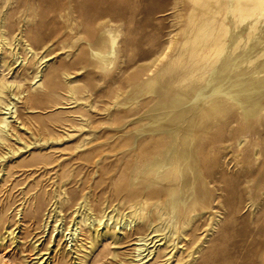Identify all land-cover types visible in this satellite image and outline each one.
<instances>
[{
  "label": "bare ground",
  "instance_id": "bare-ground-1",
  "mask_svg": "<svg viewBox=\"0 0 264 264\" xmlns=\"http://www.w3.org/2000/svg\"><path fill=\"white\" fill-rule=\"evenodd\" d=\"M107 2L0 0V170L22 175L13 185L21 194L14 222L12 207L1 205L0 227L17 243L34 229L37 259L24 256V264H95L126 243L131 264H236L229 255L213 259L214 246L203 251L220 220L215 208L238 211L217 192L230 161L242 171L258 165L243 196L256 208L264 202V0H173L176 32L126 67L121 24L140 5ZM149 10L140 8L143 16ZM54 53L62 54L44 65ZM85 67L114 84L132 72L125 87L101 93L102 83L78 77ZM37 109L48 111L39 113L45 119L32 114ZM75 205L73 226L58 230L50 218L59 222ZM121 206L130 211L114 220L110 213ZM204 216L203 236L197 221ZM96 222L104 230H92ZM257 234L250 264H264L263 227ZM2 246L0 264H15Z\"/></svg>",
  "mask_w": 264,
  "mask_h": 264
},
{
  "label": "rangeland",
  "instance_id": "rangeland-1",
  "mask_svg": "<svg viewBox=\"0 0 264 264\" xmlns=\"http://www.w3.org/2000/svg\"><path fill=\"white\" fill-rule=\"evenodd\" d=\"M112 1H115V0H108L107 3H110ZM131 1L137 2V5H140V8L145 5V7L150 8V10H149V13H147V15L143 16V14L141 13L140 8H139L137 10V12L131 13L130 15H128L126 17L127 18L126 21L123 22L122 24H121V22L116 23L118 25L121 24L122 25L121 27L124 26L123 28H126L125 31L123 30V28H121L122 31L119 35V40L124 39L123 42H121L122 40L119 41L120 44L123 45L122 47L124 49L127 48L125 50L123 49L124 51L121 52V54H122L121 60H123V61L125 60L124 63L122 61L121 66H124V67L128 66V64L130 65L135 60L140 59L139 57H142L144 51H147V53L151 54L154 51H156L157 49H160L161 46H164L167 43L170 35H172L174 32H176V30H174V26L171 25L173 0H131ZM143 24H145V25H143ZM140 26H142V27H140ZM152 40H153V43H151ZM124 41L126 43H124ZM125 44H127V45H125ZM141 48H143V49H141ZM135 51H136V53H134ZM58 52H62V51H58ZM55 54L56 53L49 56L48 57V58H50L49 61L45 62L43 64L44 65L46 63H48L50 65L53 64V62L59 56V54H62V53L57 54L56 57H55ZM135 54H137L138 56L136 55V57H134ZM139 54L140 55L142 54V55L140 56ZM125 55H127V56H125ZM72 65H74V64L72 63ZM45 67H47V66H45ZM111 67H113V65H111ZM131 72L132 71H128L125 74H122L123 76L120 75V79H119L118 84H114L111 79L105 80L103 77V72L101 70L93 69V68H87V67L81 68L78 72V77L80 78V80L82 82L88 83L92 79L99 84L102 83L101 85H99L98 90L101 93H106L109 90L108 88L113 87L112 85H114L115 87H116V85H117V87L118 86L125 87L127 85V79H128ZM72 76H74V74H72ZM99 77H100V79H98ZM103 82L104 83L106 82V83L103 84ZM105 85H106V87H105ZM104 89H105V91H104ZM107 97L108 96L99 98V100L97 101V102L100 101L99 103H97L98 108H104L105 107V105L109 101V98H107ZM105 99H106V101H103ZM100 105H103L104 107L100 106ZM112 109H114V107H112ZM117 110H119V109L117 108ZM46 112H48V111L43 110V109H37V110H34V113H32V114H36V113L37 114H39V113L44 114ZM103 112L104 111H102L101 114H96V116H94L93 119H95V120L103 119L105 116V113H103ZM39 115H41V117H39L40 119H42V118L45 119V117L42 114H39ZM229 164H230V166L228 165L229 169H228V167L225 169L226 179L223 178L222 175H219V177H221V179L219 180V182L216 183V185L218 188L219 187H221V188L218 189L220 191L217 190V192L219 194H222L225 198L230 197L232 200H234L236 202V204L238 205V211L235 213H232L229 211V208L223 204L218 206V209H217V207L215 208L214 211H219V210L221 211V212L219 211L220 213H218L220 220H219L218 226L216 225L214 227L215 229L210 230L208 232V234H210V235H207V238L209 240L205 244V248H204L203 253H205V254L209 253L210 252L209 250H211L212 247L214 246L216 249H215L214 256L212 257L213 259H221L222 257H227L229 255L233 259L235 257L236 264H250V258L249 257L253 256L254 247H256L261 242V238L257 233H258V231H260V229H262V227L264 229V214H262L263 216L261 215V211H262L261 209L264 208V202H263L261 207L260 206L258 207V208H261V209H259L260 210L259 211L258 208L252 206V204L249 201H245L244 196H243L244 195L243 189H244V186L246 185L245 182H247V179H249L253 175L254 171L258 170V165H256L255 170L242 171L239 168L241 163L236 164V163H234V161H230ZM24 169H28V167H26ZM228 170H229V172H228ZM97 175L98 174H95L94 178ZM21 177H22V175L17 174V173H15L12 176L11 175L6 176L5 172H1V170H0V206L5 204L7 206L12 207V209L10 210V213H9L11 223L14 222V214H15L16 208L20 207L19 203L21 202V199H20L21 194H20V190H19L20 187H13V185H14V182L17 179H20ZM233 179H235V180H233ZM232 180H233V182H232ZM237 180H239V181H237ZM107 185H109V184L106 183L105 186H107ZM106 194L110 195V192H106ZM245 205H247V206H245ZM78 207H79L78 205H75L71 208H67V207L64 208V211H62L64 213L62 214V212H61L59 214V217H58L59 222H61V223H59V222L55 223V222H53L54 218H50V220H52L51 223L52 224H59L60 228L58 230L61 229L62 225L64 227L73 226L72 216L74 213H76V211L75 212H73V211L75 209H77ZM110 208L111 207H109L107 209V211H110L112 209V208L111 209ZM80 210L83 211L84 215L89 213V211L88 210L86 211V209H84L83 207L80 208ZM94 211L96 213L98 212L97 210H94ZM129 211H130V209L127 208L126 206H121L119 208V211L116 210V212H111L110 215L115 214L114 220L121 218V215H122V218L124 219V218H126V213H128ZM250 213H252L251 217H250ZM254 213H255V215H254ZM256 213H258L259 215ZM204 217L200 218L197 221V223H199V226H200V228L197 232L199 234L202 233L203 236L207 233V231L205 229L208 227L207 218L206 217L204 218ZM259 218H261V219H259ZM252 219H253V221H252ZM257 221H259V223H260L259 226H257V224H256ZM226 222H229L228 225ZM96 224H97V226H96ZM96 224H95V227L91 226L92 230H96L97 228L100 229V231L104 230V224L100 225L98 222H96ZM202 224H204V226ZM221 225H223V226H221ZM225 225H227V226H225ZM13 227H16V225H13ZM216 227L217 228L219 227V229H217ZM229 228L231 229V231H229ZM219 230H221L222 233L219 232ZM15 231L18 232V234H19L20 233V227H17ZM232 231H233V233H232ZM33 232H34V229L31 226H29V228L26 231H24V233L21 234L22 238H21V240L18 241V243H19V245H18V243L16 241H13L12 236L8 235L0 227V244L3 243V246H2L3 250H6L10 254L14 255L15 260H16L15 264H24V262L22 261V258L24 256H26L28 258V260H31V258L35 257L32 260V262L36 261V259H37L36 255L37 254H34L35 251L33 252L31 250V246H30V238L32 237L31 235L34 234ZM56 232L57 231H55V233ZM48 233H49V230L45 232V235L43 237H41V239L39 241L40 246L43 245L42 243H44L46 241V239L48 237ZM219 233H220V235H219ZM226 234H228V235H226ZM85 236L86 237L88 236L87 232H84L83 237H85ZM223 236L227 237L226 241L223 240L225 238L222 239ZM210 237H211V239H210ZM228 237H230V238L233 237V238L230 239ZM243 237H246L247 240H246V238H244V240H243L242 239ZM213 239H215V240H213ZM240 240H241L242 244H241ZM4 241H5V243H4ZM85 241H87V240H85ZM218 241H219V243H218ZM237 242H239V243H237ZM208 243L211 246V248L208 245ZM53 244H54V242H52V245ZM220 244H222V245H220ZM217 247H219V248H217ZM225 249H226V251H225ZM222 250L224 251V253L222 252ZM247 250L250 253H247L248 252ZM133 251H134L133 245H127V243H126V245H123L121 248H119V251H116L119 254L109 255L104 260V262H98L95 264H131L130 262L133 259V255H134ZM45 252H47V253L44 254L42 256V258H45L48 255L52 254L51 250L44 251V253ZM221 253H223V254L221 255ZM215 254H219L220 256L215 255ZM232 254L233 255L236 254V255L233 256ZM95 255H96V251H93V254L90 256L91 261L93 260ZM238 256H239V258H238Z\"/></svg>",
  "mask_w": 264,
  "mask_h": 264
}]
</instances>
